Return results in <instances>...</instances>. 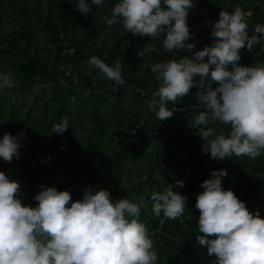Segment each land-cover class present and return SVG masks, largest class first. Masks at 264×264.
I'll list each match as a JSON object with an SVG mask.
<instances>
[{"label": "trees", "instance_id": "obj_1", "mask_svg": "<svg viewBox=\"0 0 264 264\" xmlns=\"http://www.w3.org/2000/svg\"><path fill=\"white\" fill-rule=\"evenodd\" d=\"M77 2L0 0V72L13 80V87L0 90V137L23 129L33 145L30 157L20 149L19 157L11 161L0 157V170L19 181L22 203L33 206L41 185L67 189L72 200L82 197L85 186L108 189L114 200L143 197L139 219L157 250L155 264H213L215 254L209 255L207 245L196 239L195 203L203 190L201 182L213 169H226L223 186L264 217V153L255 158L233 154L215 159L203 151L204 138L190 125L205 110L196 96L197 85L168 101L173 115L158 120L147 103L160 84L151 65L191 57L210 45L217 39L211 30L222 8L231 12L240 6L251 35L257 23H264V0H193L186 21L192 50H168L162 44L164 33L152 37L126 32L119 19L108 26L106 18L116 0H104L102 5L89 0L86 15L75 7ZM239 51L238 64L264 62L260 44ZM92 55L109 65L119 62L125 83L97 75V69L89 72L87 60ZM217 83L213 81V87ZM63 118L70 123L67 129L49 134ZM208 126L214 134L230 130V125L219 121ZM149 145L151 151L146 152ZM126 174L129 178L124 180ZM169 185L186 196L185 211L175 219L152 212L151 193Z\"/></svg>", "mask_w": 264, "mask_h": 264}, {"label": "clouds", "instance_id": "obj_2", "mask_svg": "<svg viewBox=\"0 0 264 264\" xmlns=\"http://www.w3.org/2000/svg\"><path fill=\"white\" fill-rule=\"evenodd\" d=\"M103 3L91 0L92 5ZM193 6V0H116L106 24L119 19L126 32L152 37L164 33L162 44L168 50H192L186 21ZM75 7L86 15L89 0H78ZM246 15L238 5L231 12L222 8L211 30L217 39L210 45L191 57L151 65L160 84L147 103L158 120L173 115L168 101L198 86L196 96L205 110L190 125L204 138L203 151L215 159L233 154L255 158L264 153V62L237 63L243 47L252 50L260 44L264 50V23H257L250 35ZM138 55L142 57L141 52ZM87 63L89 72L97 69V75L102 73L118 85L125 83L119 62L109 65L92 55ZM213 81L218 82L215 87ZM6 87H13V80L0 72V90ZM210 121L228 124L230 130L214 134ZM69 124L63 118L49 134H62ZM24 135L23 129L16 134L5 132L0 137V157L6 161L19 157ZM145 151L150 152L151 145ZM226 175V169H213L201 182L203 190L195 203L199 209L196 239L207 245L209 255L215 254L213 264H264V217L223 186ZM22 195L19 181L0 170V264H155L158 258L148 229L139 219L143 197L114 200L108 189L85 186L82 197L72 200L67 189L41 185L33 206L22 203ZM150 199L156 216L162 213L163 218L175 219L185 211L186 196L171 185L153 191Z\"/></svg>", "mask_w": 264, "mask_h": 264}, {"label": "rangeland", "instance_id": "obj_3", "mask_svg": "<svg viewBox=\"0 0 264 264\" xmlns=\"http://www.w3.org/2000/svg\"><path fill=\"white\" fill-rule=\"evenodd\" d=\"M7 30H9V27L7 26L6 28ZM35 92V91H34ZM8 94L12 97V99H15V96L13 97L14 93H12L11 91L8 92ZM76 129L73 128L72 131L74 133L78 132V135L81 137L84 135V132L79 130V131H75ZM21 145H20V150L22 152H25L26 155L28 157H30L32 155V152H33V145H32V142L30 140H28L27 138H25L24 136H22L21 138ZM68 140H70V138H68ZM74 141V140H73ZM136 170V168H135ZM137 172V171H136ZM146 173V172H145ZM141 176L142 178L145 177V175L143 174V172H141ZM129 178V174H126V176L123 178L124 180L128 179Z\"/></svg>", "mask_w": 264, "mask_h": 264}]
</instances>
